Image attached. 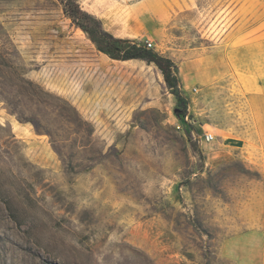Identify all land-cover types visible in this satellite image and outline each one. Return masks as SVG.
<instances>
[{"label": "rangeland", "instance_id": "1", "mask_svg": "<svg viewBox=\"0 0 264 264\" xmlns=\"http://www.w3.org/2000/svg\"><path fill=\"white\" fill-rule=\"evenodd\" d=\"M78 1L187 114L59 0H0V264H264V0Z\"/></svg>", "mask_w": 264, "mask_h": 264}, {"label": "trees", "instance_id": "2", "mask_svg": "<svg viewBox=\"0 0 264 264\" xmlns=\"http://www.w3.org/2000/svg\"><path fill=\"white\" fill-rule=\"evenodd\" d=\"M59 1L64 12L74 24L81 28L97 48L110 58L123 61L140 59L148 64H155L162 72L167 86L173 90L178 98L181 106L178 115L185 116L187 114L186 102L178 90L180 85L178 67L170 57L161 55L153 48H148L145 42L115 36L104 29L101 20L84 10L78 0Z\"/></svg>", "mask_w": 264, "mask_h": 264}, {"label": "built area", "instance_id": "3", "mask_svg": "<svg viewBox=\"0 0 264 264\" xmlns=\"http://www.w3.org/2000/svg\"><path fill=\"white\" fill-rule=\"evenodd\" d=\"M145 45H146L148 48H152V47H153V43H152V41H150V40H147V41L145 42ZM205 137H206V140H208V141H210V142H212V141H214V140L216 139V136H215L212 132H206V133H205Z\"/></svg>", "mask_w": 264, "mask_h": 264}, {"label": "bare ground", "instance_id": "4", "mask_svg": "<svg viewBox=\"0 0 264 264\" xmlns=\"http://www.w3.org/2000/svg\"><path fill=\"white\" fill-rule=\"evenodd\" d=\"M120 9H121V8H120ZM120 9H119V10H120ZM125 11H127V10H125ZM123 13H125V12H123ZM114 15H115V14H114ZM125 16H126V15H125ZM123 17H124V16H123Z\"/></svg>", "mask_w": 264, "mask_h": 264}]
</instances>
